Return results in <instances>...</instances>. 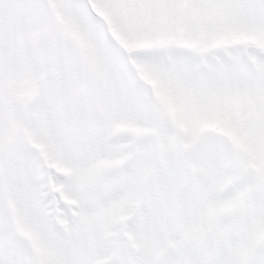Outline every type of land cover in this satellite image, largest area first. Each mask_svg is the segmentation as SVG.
Masks as SVG:
<instances>
[{"label":"snow or ice","instance_id":"obj_1","mask_svg":"<svg viewBox=\"0 0 264 264\" xmlns=\"http://www.w3.org/2000/svg\"><path fill=\"white\" fill-rule=\"evenodd\" d=\"M0 264H264V0H0Z\"/></svg>","mask_w":264,"mask_h":264}]
</instances>
